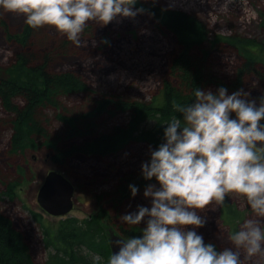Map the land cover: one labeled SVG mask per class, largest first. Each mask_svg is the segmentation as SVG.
<instances>
[{"label":"trees","instance_id":"trees-1","mask_svg":"<svg viewBox=\"0 0 264 264\" xmlns=\"http://www.w3.org/2000/svg\"><path fill=\"white\" fill-rule=\"evenodd\" d=\"M141 6L158 26L173 34L178 45L169 57L168 70L161 76L156 92L144 100L101 93L98 98L87 96L91 94L89 86L74 66L86 54L82 34L91 31V25L96 31L95 25L87 26L90 24L87 22L81 33V43L77 45L54 26L32 28L25 23L23 14L0 8V32L3 35L0 42L2 40L3 45L15 48L8 66L11 75L0 78V100L6 113L0 117V130H11L12 153L46 148L52 152L55 162L66 169L74 158L86 154L103 158L133 143L158 146L163 137V123L180 115L174 110L173 102H190L194 99L192 93L196 87L216 90L225 85L229 92L243 88L254 98L264 95V46H253L254 42L241 37L232 46H218L217 50L234 48L238 56L233 76L222 77L212 71L216 49L205 45L210 30L203 21L193 14L170 9L155 1L139 0L135 7ZM71 93L87 96L82 106L68 109L63 104L62 97ZM48 108L54 110L62 128H50ZM117 112H129L128 122L107 128L108 115ZM149 158L150 153L145 160ZM8 165L17 170V176L0 192V200L3 195L14 198L17 189L30 181L28 169L20 161ZM114 173L117 179L115 196L107 199L108 193L100 195L101 209L96 215L79 218L70 214L61 217L56 227H45V242L51 247L46 264H92L84 249L98 252L104 258L102 264H106L112 254L108 241L110 228L116 227L124 237L141 234V225H127L119 219L120 207L139 196L148 184L158 182L155 178L146 179L141 167L125 171L120 166ZM0 177L3 179L1 171ZM133 183L139 186L135 197L129 188ZM113 198L114 201L105 204ZM111 207L118 221L113 219ZM34 215L39 222L42 220L40 213L34 212ZM103 218L112 225L104 227ZM220 219L232 228L229 234L238 229L237 223L243 219V212L226 199ZM198 231L218 248L234 247L216 226L211 228L208 218L206 225ZM27 238L12 219L0 211V264H36Z\"/></svg>","mask_w":264,"mask_h":264},{"label":"clouds","instance_id":"clouds-1","mask_svg":"<svg viewBox=\"0 0 264 264\" xmlns=\"http://www.w3.org/2000/svg\"><path fill=\"white\" fill-rule=\"evenodd\" d=\"M139 0H0V8L23 14L32 28L51 25L73 43H81L87 22L100 25L135 17L146 9ZM194 99L173 102L180 113L166 121L158 146H149L142 175L150 183L144 196L150 204L119 214L127 225H141L140 235H116L106 264H241L264 253V95L250 98L243 88L229 92L196 87ZM259 101V102H258ZM135 197L139 186L129 184ZM243 194L252 215L229 233L234 247L218 248L198 229L207 218L199 210L228 194ZM92 264H102L98 252L84 249Z\"/></svg>","mask_w":264,"mask_h":264},{"label":"rangeland","instance_id":"rangeland-1","mask_svg":"<svg viewBox=\"0 0 264 264\" xmlns=\"http://www.w3.org/2000/svg\"><path fill=\"white\" fill-rule=\"evenodd\" d=\"M142 1H155L170 9L197 16L210 30V37L205 44L208 48L232 46L235 40H240L239 37L254 42L253 46H264V0ZM89 23L87 26L95 25L96 31L91 25V31L82 34V44L86 54L81 57L80 63L77 62L74 66L89 86L91 94L87 96L98 98L101 93L141 100L150 99L157 90L161 76L168 70L169 57L178 46L173 34L158 26L145 12L135 17L114 19L107 25H100L96 21ZM2 36L0 32L1 39ZM1 42L0 78H8L11 75L8 66L13 59L15 48L5 46ZM217 49L214 50L216 52L214 60L211 58L212 71L219 76L231 78L238 60L237 52L231 47ZM87 96L71 93L63 96L62 101L68 109H71L73 106H82ZM47 112L50 128L53 130L62 128L54 110L48 108ZM5 115L0 100V117ZM129 118V112L108 115L106 127L111 129L112 126L127 123ZM11 133L7 128L0 130V171L3 177L0 179V192H3L5 185L17 176V170L9 167L10 162L20 161L28 169L27 177L30 181L17 189L14 198L3 195L0 200V211L11 218L16 227L28 236L36 264H46L48 251L51 249L45 242V227H56L61 220V217L44 212L38 202L39 190L49 171L61 170L73 181L76 193L75 208L71 215L85 218L100 211L102 203L100 195L109 194L107 199L115 196L113 193L117 180L115 168L121 166L125 171L136 170L142 166V162L149 154V145L133 143L103 158L87 154L74 158L64 169L55 162L52 152L46 148L12 153ZM114 199L108 200L105 204H110ZM226 199L243 212V219L237 223L238 226L252 215L243 194L233 192L228 194ZM138 204H150V198L144 196V191L139 196L124 202L120 207L121 214L134 210ZM222 205L213 202L199 211L209 219L211 228L216 226L218 232L232 244L228 234L232 228L220 219ZM111 211L113 219L118 221L112 207ZM34 212L41 214L40 222ZM102 223L104 227L112 225L107 218H103ZM239 251L241 264H264V253L248 256L244 249Z\"/></svg>","mask_w":264,"mask_h":264},{"label":"water","instance_id":"water-1","mask_svg":"<svg viewBox=\"0 0 264 264\" xmlns=\"http://www.w3.org/2000/svg\"><path fill=\"white\" fill-rule=\"evenodd\" d=\"M76 188L73 181L58 169L49 171L38 193V202L43 211L54 216H66L75 204ZM120 235L115 228H110L108 241L112 249L114 236ZM122 236V235H120ZM127 238V237H125Z\"/></svg>","mask_w":264,"mask_h":264},{"label":"bare ground","instance_id":"bare-ground-1","mask_svg":"<svg viewBox=\"0 0 264 264\" xmlns=\"http://www.w3.org/2000/svg\"><path fill=\"white\" fill-rule=\"evenodd\" d=\"M74 185H75V184H74ZM75 188H76V186H75ZM40 206H41V205H40ZM74 208H75V204H74V207L71 209V211H70L69 213L65 214V215H66V216L70 215L71 212L74 210ZM41 209L43 210L42 207H41ZM58 217H65V216H58Z\"/></svg>","mask_w":264,"mask_h":264}]
</instances>
